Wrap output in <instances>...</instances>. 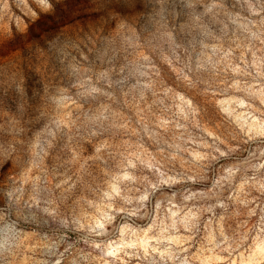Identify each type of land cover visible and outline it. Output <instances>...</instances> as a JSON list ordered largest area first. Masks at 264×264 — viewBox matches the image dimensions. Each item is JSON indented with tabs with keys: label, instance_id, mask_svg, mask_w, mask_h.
Here are the masks:
<instances>
[{
	"label": "rangeland",
	"instance_id": "rangeland-1",
	"mask_svg": "<svg viewBox=\"0 0 264 264\" xmlns=\"http://www.w3.org/2000/svg\"><path fill=\"white\" fill-rule=\"evenodd\" d=\"M212 2L203 0L198 8L203 10ZM216 3L219 11L214 32L220 39L207 43L217 50L198 46L195 51L177 53L180 61L193 68L202 57H210L214 68L209 66L195 75L188 74L185 68V80L179 75L183 66L180 61L167 63L153 57L160 74L153 76L154 90L145 91L143 99L135 89L129 93L134 83L130 80L124 88L127 95L117 92L115 100L100 97L85 102L77 93L88 84L83 89L73 86L77 83L70 74L74 63L87 68L89 61L85 56L91 60L92 50L99 47L97 42L102 37L115 38L133 31L140 34L145 25V0H0V131L20 128L18 139L39 141L36 152L47 153L35 168L9 161L0 167V184L25 179L27 187L33 177H38L37 187L47 185L54 197L66 190L64 203L56 201L62 213L72 211L81 217V223L104 226L97 228L100 235L91 237L93 243H85L86 230L53 235L40 224L29 226L21 254L13 264H52L61 254L68 258L61 260V264H70L73 259L77 264H179L176 257L162 258L177 247L184 249L179 258L187 257L188 264H264V191L260 190L264 168L257 171L248 166L264 163V155L257 152L264 149V136L248 140L264 120V34L248 38L228 20L227 13L247 15L236 0ZM223 24L228 25L226 34L221 31ZM141 51L148 54L146 49ZM165 55L170 57L171 53ZM105 67H94L91 80L97 87L110 91L95 77ZM33 89H38L35 99ZM102 104L118 111L129 127L111 137L89 138L77 126L93 116ZM54 121H60L59 127ZM142 127L147 131H142ZM202 129L219 135L223 141L218 145L220 150L232 149L231 155L221 157L213 149L202 147V141L209 145L213 142V137ZM77 131L81 134L76 135ZM50 139H54L52 149L44 147ZM103 141L111 147H101ZM173 143L189 149L179 153L184 159L200 155L205 160L200 167L180 159L169 161L168 155L174 150L168 145ZM128 144L132 147L128 148ZM133 152H138L142 159L150 154L167 167L169 175L174 170L204 177L196 183L183 181L171 189L166 187L165 191L219 192L220 201L228 204L227 214L220 207L202 213L199 234L167 250L163 244L157 247L144 221L130 220L121 213L108 223L107 217L115 210V205L108 206L112 189L122 188L128 183L124 176L131 174L127 166L118 167L121 153ZM233 165L245 167L228 181L227 169ZM140 169L138 166L135 170L138 177L153 179L151 170ZM65 180L67 183H63ZM58 183L59 189L55 188ZM130 187L143 190V184L136 181ZM216 202L215 197L205 196L197 205L208 207ZM250 212L254 214L248 215ZM221 216L223 220L219 219ZM167 222L165 218L164 223ZM142 227L146 230L144 235L129 231L138 233ZM221 229L230 237L227 245L222 243ZM181 235H185L183 230ZM206 236L211 237V243ZM53 243L55 257L49 255L53 249L47 247ZM217 243L221 248L216 247ZM224 247L227 251L221 250Z\"/></svg>",
	"mask_w": 264,
	"mask_h": 264
},
{
	"label": "clouds",
	"instance_id": "clouds-1",
	"mask_svg": "<svg viewBox=\"0 0 264 264\" xmlns=\"http://www.w3.org/2000/svg\"><path fill=\"white\" fill-rule=\"evenodd\" d=\"M201 3L203 0H145V25L141 26L140 34L133 31L128 34L122 33L115 38L102 37L97 42L99 47L92 50L91 60L85 56V60L89 61L87 68L80 65L79 62L74 63L70 74L76 78L77 83L73 86L83 89L84 84H88L86 89L77 93L78 98H84L85 102L97 101L100 97L115 100L114 93H124L126 84L132 80L134 83L129 89V93L135 89L138 91L139 97L143 99L145 91L154 90L156 82L153 76L158 77L160 74L153 57L172 63L173 61H180V56L177 53L195 51L198 46L202 49L212 47L213 51H216L215 45H210L207 42L220 39L214 32V25L218 22L216 16L219 9L216 0L206 5L203 10L198 8ZM236 4L247 15L241 16L239 12L227 13L228 20L237 29L246 33L248 38H259L264 34V0H236ZM227 28L228 25L223 24L221 31L226 34ZM141 49H146L148 54H145ZM166 52L171 53V56H166ZM180 63L183 66L179 75L185 80H188V74L195 75L200 71L208 70L209 66L215 67L210 57H202L197 61L194 68L183 61ZM97 66H106L105 70L95 73V77L98 83L107 85L110 91H105L103 87H97L92 82L93 68ZM185 68H187L188 74L185 73ZM62 95H66V93H62ZM37 97L38 89H33V98ZM54 123L59 127L60 121H54ZM77 127L83 129L91 138L117 135L129 125L128 121L121 117L118 111H114L108 104H102L93 116ZM21 131L17 127L0 131V167L9 161L14 164L31 165L33 168L42 164L43 157L47 153L36 152V148L40 147L39 141L33 143L27 139H18ZM142 131H147V129L142 127ZM202 131L207 132L206 129H202ZM247 132L246 129L245 134ZM75 134L80 135L81 133L77 131ZM150 135L154 136L151 133ZM207 135L213 137V142L209 145L206 141H202V147L213 149L221 157L231 155L232 149L227 152L220 150L218 145L223 141L219 135H213L212 132H207ZM257 135L264 136V120L259 122L258 130L249 135L248 140H255ZM54 146V139L47 140L44 145L49 149L54 148ZM101 147L108 148L111 145L108 141H103ZM127 147L131 148L132 145L128 144ZM168 147L174 150L168 155L169 161L180 159L185 164L200 167L205 160V157L200 155L195 157L190 155L188 159H184L179 153L189 152V149L181 147L178 143L169 144ZM97 151L99 152V149ZM257 152L264 155V149H257ZM29 156L30 158L21 160V157ZM121 157L122 160L118 167L127 166L128 172L131 174L124 176V180L128 183L123 184L122 188L112 189V198L109 200L108 206L111 208L115 205V210L112 216L107 217L108 223H111L115 215L121 213L130 220L135 218V220L144 221L148 225L147 231L153 233L157 247L163 244L167 250L171 245H180L182 241H187L192 236L199 234L202 213L213 212L215 208L220 207L227 214L228 204L220 201L219 192L201 193L184 189L172 190L169 194L165 191L166 187L171 189L183 181L196 183L204 177L176 173L174 170L169 175L167 167L162 165L160 161L151 158L150 154L143 159L138 152H133L130 155L121 153ZM133 157L135 162H133ZM99 158L97 156V159ZM215 158L213 157V159ZM138 166H141V171L143 168L151 170L153 179L148 180L147 176L138 177L135 171ZM248 166L259 171V169L264 168V163ZM244 167L233 165L228 168V175L225 179L231 181L232 177L243 171ZM133 181L143 184V190L130 187ZM244 182L247 183V180L245 179ZM27 183L25 179H21L19 183L0 184V264H13L16 257L21 254L26 229L35 224H40L49 229L53 235L58 232L86 230L88 237L85 239V243H93L91 237L101 234L97 228H103V225H86L81 223V217L74 212L62 213L60 211V206L56 201L59 199L61 204L64 203L67 196L66 190L61 191L59 197H54L52 188L47 185L37 187L38 177H33L31 183L26 187ZM63 183H67V180ZM219 183L217 181V187H219ZM55 188H61V184H56ZM260 190L264 191V183L260 184ZM108 195L105 193V196ZM205 196L208 198L215 197L217 202L208 207L198 206L197 201L204 199ZM252 214L254 213H248V215ZM165 218L168 221L167 224L164 223ZM219 219L223 220L224 217L221 216ZM261 223H264V217L261 218ZM181 230L185 235H181ZM129 231H132L133 235L146 234L143 227L139 229L138 233L131 229ZM219 235L223 238L222 243L227 245L230 237L225 235L223 229L219 231ZM60 239L63 237L61 236ZM205 239H208L209 243L212 242L209 236H206ZM47 247L53 249L49 255L55 257L57 255L54 251L56 244L53 243ZM216 247L221 248V244L217 243ZM221 250L227 251V247ZM183 251V248L177 247L175 252H168L167 256L162 258L171 260L176 257L179 264H188L187 257L179 258V254ZM65 252H68V249H65ZM67 259L65 255L61 254L52 264H61V260ZM44 264H48V262L45 261ZM70 264H77V261L73 259Z\"/></svg>",
	"mask_w": 264,
	"mask_h": 264
}]
</instances>
